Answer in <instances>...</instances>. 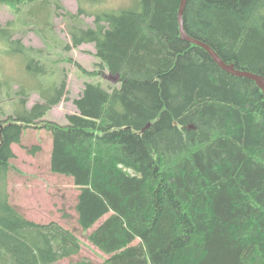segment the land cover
Returning <instances> with one entry per match:
<instances>
[{
	"label": "trees",
	"instance_id": "obj_1",
	"mask_svg": "<svg viewBox=\"0 0 264 264\" xmlns=\"http://www.w3.org/2000/svg\"><path fill=\"white\" fill-rule=\"evenodd\" d=\"M52 2L62 7L60 0H0L15 9L14 26L45 40L53 24L40 13ZM180 2L137 0L98 14L88 28L82 8L67 12L74 47L94 43L100 69L117 78L111 89L87 82L67 124L43 118L66 96L59 62L71 45L48 62L50 52L0 28L35 80L1 82L12 108L0 121V264H60L82 249L75 231L29 220L9 200L12 143L28 127L52 134L51 171L78 189L80 228L88 232L108 215L87 234L106 255L103 264H264L263 90L181 37ZM184 19L188 34L225 62L264 77V0H188ZM33 91L44 102L28 109Z\"/></svg>",
	"mask_w": 264,
	"mask_h": 264
},
{
	"label": "rangeland",
	"instance_id": "obj_2",
	"mask_svg": "<svg viewBox=\"0 0 264 264\" xmlns=\"http://www.w3.org/2000/svg\"><path fill=\"white\" fill-rule=\"evenodd\" d=\"M62 7L57 8L56 4H45L42 14L51 20L53 24V36L46 40L40 33L27 26H14L17 21L16 11L8 5L0 4V28L11 30L13 39H21L27 47L41 48L45 52H50L47 60L58 58V48H62L67 43L71 48L67 53H63L60 67L67 73L66 96L55 105L43 118L55 121L61 124H67V114L77 112V107L73 100L79 98L87 82L101 83L105 88L111 89L115 85V77L111 76L107 70L100 69V59L95 55L97 52L94 43H83L74 47L70 29L72 21L67 12L77 13L79 8L84 11L82 18V27L88 28L95 26V18L98 14L111 10L129 9L137 3V0H60ZM27 7H23V11ZM16 21V22H15ZM18 27V28H17ZM55 41V42H54ZM60 44L57 48L55 45ZM10 43L7 39L0 37V121H3L11 112L12 103L6 100L4 91L6 84L2 86L1 82H9L12 79L20 81L35 82L34 76L29 75L27 69L28 58L20 53L10 51ZM71 58L72 61H68ZM82 66L88 71L101 70V75H89L77 66ZM50 75L44 77V81ZM32 85V84H31ZM118 86L120 85L117 84ZM14 89L18 84H13ZM14 92V91H13ZM13 98L18 95L12 93ZM27 108L30 109L37 102H44L40 92L33 91L28 96ZM11 103V104H9ZM53 138L52 134L46 128L28 127L24 130L21 143H12V149L16 157L10 159L11 168L7 174V192L10 202L24 214V216L38 223H50L57 220L65 227L73 230L82 241V249L79 254L62 259L60 264H68L82 258H88L95 264H103L106 255L95 245L88 237L95 227L100 225L108 215L101 218L98 223L88 232H84L78 224V214L75 208L78 189L73 180L65 175L56 174L51 171V151ZM34 145H40L42 151L33 154L29 151Z\"/></svg>",
	"mask_w": 264,
	"mask_h": 264
},
{
	"label": "water",
	"instance_id": "obj_3",
	"mask_svg": "<svg viewBox=\"0 0 264 264\" xmlns=\"http://www.w3.org/2000/svg\"><path fill=\"white\" fill-rule=\"evenodd\" d=\"M187 3H188V0H181L180 5H179L178 20H179V29H180L181 37L183 39L188 40L191 43L200 45L203 48H205L210 53V55L215 60V62L227 72L237 75V76L247 77V78H250L256 81L259 87L263 90V95H264V77L261 74L235 68L233 64H229L225 62L221 58V56L210 45L196 38H193L192 36L188 34V32L186 31L185 19H184V13H185ZM116 79L117 78H115V80Z\"/></svg>",
	"mask_w": 264,
	"mask_h": 264
},
{
	"label": "crops",
	"instance_id": "obj_4",
	"mask_svg": "<svg viewBox=\"0 0 264 264\" xmlns=\"http://www.w3.org/2000/svg\"><path fill=\"white\" fill-rule=\"evenodd\" d=\"M37 221V220H36ZM53 221H57V220H53ZM57 222H59V221H57ZM60 223V222H59ZM60 224H62V223H60ZM63 225V224H62ZM64 226V225H63Z\"/></svg>",
	"mask_w": 264,
	"mask_h": 264
},
{
	"label": "bare ground",
	"instance_id": "obj_5",
	"mask_svg": "<svg viewBox=\"0 0 264 264\" xmlns=\"http://www.w3.org/2000/svg\"><path fill=\"white\" fill-rule=\"evenodd\" d=\"M179 11V10H178ZM117 81V80H116Z\"/></svg>",
	"mask_w": 264,
	"mask_h": 264
}]
</instances>
